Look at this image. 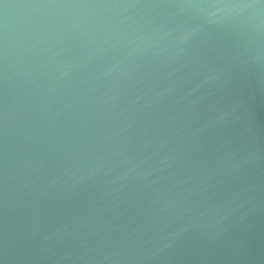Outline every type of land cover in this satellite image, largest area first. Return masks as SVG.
Segmentation results:
<instances>
[{
	"label": "water",
	"instance_id": "obj_1",
	"mask_svg": "<svg viewBox=\"0 0 264 264\" xmlns=\"http://www.w3.org/2000/svg\"><path fill=\"white\" fill-rule=\"evenodd\" d=\"M0 264H264V0H0Z\"/></svg>",
	"mask_w": 264,
	"mask_h": 264
}]
</instances>
